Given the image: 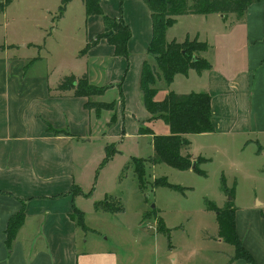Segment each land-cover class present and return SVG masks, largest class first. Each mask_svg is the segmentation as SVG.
I'll list each match as a JSON object with an SVG mask.
<instances>
[{
	"label": "crops",
	"instance_id": "0c3cea01",
	"mask_svg": "<svg viewBox=\"0 0 264 264\" xmlns=\"http://www.w3.org/2000/svg\"><path fill=\"white\" fill-rule=\"evenodd\" d=\"M60 2L35 0L40 11L35 38L17 46L0 44V264H142L139 251L127 248L131 252L125 255L119 243L108 245L102 238L107 232L101 224L107 223L109 214L113 218L123 212L113 204L121 203L127 194L135 196V185L131 193V186L125 187L126 177L121 178L126 168L132 167L130 161L116 167V184L103 192L102 201L96 196L95 174L122 156L117 147L122 146L127 127L130 136H146L138 135L140 124L150 117L138 86L143 62L153 63L147 49L152 39L150 11L143 0H99L102 16H87L82 0H71L62 18L55 19ZM10 5L0 12L5 15ZM103 17L129 28L127 57L115 55ZM227 21L229 28L225 27ZM181 23L187 25L182 32H169ZM165 33L166 42L196 39L206 44L208 49L199 57L211 66L201 72L190 69L186 75L176 74L169 87L159 81L158 100L169 91L210 96L213 132L186 134L189 145L180 150L182 156L189 155L192 161L205 159L199 169L205 173L200 177L206 179L205 167L216 156H227L235 146L241 158L249 149L250 157L231 164L235 172L231 184L236 186L240 177L264 175V0L249 6L241 16L181 15ZM84 48L86 52L81 53ZM59 57L67 58L65 70L55 66ZM84 74L91 85L109 87L99 101L113 102V110L99 112L96 118V112L84 108L86 97L77 98L72 90L57 88L65 76ZM109 94L113 96L105 101ZM111 117L116 125L101 132ZM159 121L151 125L153 134L168 135L165 122L156 127ZM111 138L117 141L100 142ZM96 143L98 151H94ZM110 145L117 153L100 168L104 149ZM221 178L227 188L223 173ZM220 190L225 197L221 180ZM99 202L105 203V208L97 209ZM232 208L235 234L243 249L256 264H264V202L236 205L232 201ZM19 212L24 219L8 247L6 228ZM75 212L82 215L84 228L78 225ZM169 232L165 227L153 235L168 236ZM215 237L206 238L204 244L211 248H203L201 264H250L236 257L234 247L218 236V230ZM167 253L171 264L181 262L176 249L169 246ZM209 255L215 261L208 262ZM198 256L194 253L193 258ZM157 262L156 257L154 264Z\"/></svg>",
	"mask_w": 264,
	"mask_h": 264
},
{
	"label": "rangeland",
	"instance_id": "374dc122",
	"mask_svg": "<svg viewBox=\"0 0 264 264\" xmlns=\"http://www.w3.org/2000/svg\"><path fill=\"white\" fill-rule=\"evenodd\" d=\"M4 2L5 0H0V9L3 8ZM10 3L9 10L5 15L0 12V44L14 43L17 46L19 43L35 38L34 32L36 31L34 30V26L35 23H40L36 21L40 17V11L36 8L35 0H12ZM53 23L55 26L56 22L53 21ZM229 24L230 21H227L225 27L229 28ZM186 26L184 23H181L169 32H182ZM231 28L235 27L231 26ZM192 40L194 39H189V41ZM194 43L189 42L185 45L194 46ZM64 57L66 56L64 55ZM63 60L65 58L59 57L56 62L55 66L58 70L64 68L65 64L68 63L67 58L66 61ZM52 63H54V60ZM152 64L154 65L155 63ZM160 83H157L156 87H159ZM95 88L100 90L103 87L95 86ZM100 96L95 94L87 99V101L89 100L86 109L88 112L94 114L96 112L90 109L89 105H108L105 102L99 101ZM111 96L113 95L109 94L107 98H104L105 101L110 100ZM100 113H104V110H101ZM98 114L95 115L97 116L96 118H98ZM117 114L119 117L120 111ZM106 115L107 117L110 116V114ZM107 117L106 120L108 119ZM129 121L131 120L126 119V122ZM102 122H104L103 119ZM115 123L114 121L110 123V126L105 125V127L102 125L101 132L107 129L109 131L112 130L116 125ZM158 123L155 124L156 127L157 125L163 126V122L159 121ZM129 128L127 127V134L123 136L124 142L122 146L117 147L114 143L115 147L120 149L122 156L114 158L109 167L104 168L105 171L101 173L99 169L98 173L95 174V182L98 184L96 194L98 201L104 200L102 197L103 192L107 191V188L112 183H115L118 173L117 169H119L116 168L118 165L121 167L126 161H130V158L150 160L154 155L151 138L148 135L140 138H135L134 135L130 136L128 135L131 131ZM103 141L111 144V142H116L117 140L113 138L107 141L106 139H102L100 141L102 145H104ZM112 146L114 145H111L108 150H111ZM94 151H98V143L94 146ZM238 155L239 153L236 152L235 146H231L230 154L225 157L216 156L212 160V163L205 167V171L208 174L206 179L193 172H182L175 168H170L165 164H157L154 168L147 161L143 164L144 168H146V173L143 177V185L140 191L138 187L139 183H137L133 173V166L129 167V169L126 168L121 178L124 179V176L126 177L125 187L129 188L130 185L131 193L133 185H135V196L133 197L131 194L128 197L127 194L126 197L123 196L124 200L121 203L113 204L117 209L122 208L123 212L117 213L113 218L109 214L107 223L101 224V228L107 232L102 236L104 240L106 238L105 243L108 245L114 242L119 243L121 245L120 252L122 251V253L128 256L130 255L129 252H131V250L128 251L130 248L135 252L139 251L141 259L144 258L142 264H154L156 257L158 258V264H171L167 256L169 246L176 249L181 256L179 264H201V260L203 261L204 259L200 255V253H204L203 248H211L207 244H204V242L208 237L210 240L216 238L218 230V225L216 224L217 212L206 210L205 201L208 200L212 204L214 203L215 205H213L216 210L220 211L222 216L225 215V212L228 213L227 204L225 205V203L231 201V198L226 195L224 197V194L220 190V173H223L225 180H227V188L232 189L233 186L232 195L234 196V200L232 201L236 205H246L253 201L256 202V200L264 202V180L262 179L264 175L240 177L237 179L236 186L231 184L232 177L235 175L231 164L239 163L245 156L250 157L251 151L247 149L241 158ZM161 177H164L170 184L179 185L185 189L187 188V190L182 194L164 187L157 186L155 188V184L160 181L158 178ZM152 210L157 214H153ZM159 217L163 219L164 225L162 226L158 224ZM141 220L142 224L140 225ZM138 224L140 227H138ZM165 227L170 229L168 236L165 234L153 235V233H158V231H161ZM127 228H129L128 231ZM224 229L227 233V227ZM91 234H88V236H91ZM98 236L100 237V234ZM194 253L199 256L193 258ZM191 258L193 259L190 260ZM210 260L215 261L211 255L207 257V261L209 262Z\"/></svg>",
	"mask_w": 264,
	"mask_h": 264
},
{
	"label": "trees",
	"instance_id": "16d2710c",
	"mask_svg": "<svg viewBox=\"0 0 264 264\" xmlns=\"http://www.w3.org/2000/svg\"><path fill=\"white\" fill-rule=\"evenodd\" d=\"M12 0H5L4 6L8 5ZM71 0H61L57 10L55 19H60L66 10V4ZM99 0H82L85 6L86 15L92 14L101 15V8L98 3ZM260 0H143L150 11L152 19V39L148 45V54L153 58V63L143 62V66L139 75L138 90L141 94V103L148 111L150 117L140 124L138 135H150L152 138V149L154 156L150 160L143 158H132L130 160L131 166L134 168V174L139 183V187L143 185V177L146 173L143 164L149 162L152 165L165 164L168 167L175 168L179 171H186L192 169L193 172L199 176H205V173L199 169L201 162L206 161L203 158L191 160L189 155L182 156L180 150L189 145L186 134L197 135L200 133L213 132V125L211 121V106L210 96L207 93H189V94H175L169 91L164 99L158 100V87L156 84L163 81L166 87H169L176 74L186 75L190 69H195L197 72L209 70L210 64L199 57V53L206 51L208 47L206 44L196 41V39L189 41L184 40L182 43L175 41L166 42V30L176 23V17L181 15H211L216 13L222 17L226 14H235L241 16L247 8ZM0 10H3L0 9ZM106 26H109L110 35H107L109 42L114 46L115 55L118 57H127L128 51L126 49V42L131 34L129 28L123 22H114L108 17H103ZM195 42L194 46H187L186 43ZM87 48H84L81 53H85ZM153 65V66H152ZM57 88L61 91L72 90L73 96L80 98L86 97L89 99L91 95H101L109 87L95 88L92 86L84 74L79 78L74 76H65L58 84ZM123 96H121L122 98ZM89 100L84 104L87 109ZM90 109L95 110L98 114L101 110L110 111L114 108V103L108 105L95 104L89 105ZM161 120L169 126L168 135H154L151 125L155 121ZM115 121V117H111L110 123ZM111 146V145H110ZM104 149L105 157L100 164V168L104 167L111 161L112 157L117 153V150L112 146ZM159 182L155 184V188L164 187L170 190H175L184 193L187 188L179 185L170 184L164 177L158 178ZM221 189L223 192L233 198V191L226 188L224 180L221 178ZM189 189V188H188ZM105 203L99 202L96 208H105ZM205 208L208 211L217 212L216 224L218 225V236L224 239L226 243L234 247L237 258L245 260L247 263L256 264L250 253H247L240 240L235 234L234 224V209L232 208V201L227 203L228 213L224 216L221 212L216 210L212 202L206 200ZM153 214L155 211L152 210ZM77 216V223L81 228H84L82 222V215L74 213ZM226 216V217H225ZM224 217V218H223ZM24 216L22 212L17 213L10 218L7 228V246L14 239L16 229L21 225ZM158 224L163 225L161 218H158ZM227 225V226H226ZM227 227V233L225 229ZM161 231H165L162 228Z\"/></svg>",
	"mask_w": 264,
	"mask_h": 264
},
{
	"label": "water",
	"instance_id": "95a60500",
	"mask_svg": "<svg viewBox=\"0 0 264 264\" xmlns=\"http://www.w3.org/2000/svg\"><path fill=\"white\" fill-rule=\"evenodd\" d=\"M112 32H109L108 35H110ZM194 163H192V169H194Z\"/></svg>",
	"mask_w": 264,
	"mask_h": 264
}]
</instances>
